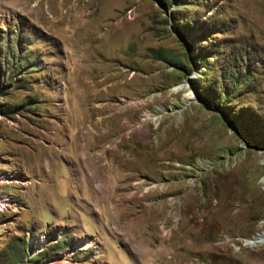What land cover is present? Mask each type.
Here are the masks:
<instances>
[{
    "label": "rangeland",
    "instance_id": "1",
    "mask_svg": "<svg viewBox=\"0 0 264 264\" xmlns=\"http://www.w3.org/2000/svg\"><path fill=\"white\" fill-rule=\"evenodd\" d=\"M44 3L0 0V264H264V208L221 252L170 237L228 183L264 193V0H63L69 28Z\"/></svg>",
    "mask_w": 264,
    "mask_h": 264
},
{
    "label": "bare ground",
    "instance_id": "2",
    "mask_svg": "<svg viewBox=\"0 0 264 264\" xmlns=\"http://www.w3.org/2000/svg\"><path fill=\"white\" fill-rule=\"evenodd\" d=\"M43 1L45 3L42 4L41 6L45 5V7H46L45 10L49 11L50 13H52L54 15L50 18L54 19L55 15L60 16L59 18H56L57 22H64L65 23L64 27L69 28L70 24L73 22V19H72V15L69 13V10L67 9V7H66V10H64L63 7L66 5L63 3V0H61V3L58 5L52 4V2L54 0H43ZM78 21L79 20H76L75 22H78ZM76 28L79 31L80 30L84 31V34L86 33L85 32L86 30L88 32V29L86 26L85 27H81V26L77 27L76 26ZM75 31H77V30H75ZM77 44H80V41H77ZM126 75H127V72L125 70H119V71L117 70L114 73L113 72L106 73L101 78L100 83L105 86L106 83H108L110 81L112 82V83L108 84L107 86H105L104 87L105 89H107L109 87L112 88V87H118V86H123V85H133L135 80H136V74H132L129 78ZM141 106H142L141 104L134 101V103H131L130 105H128V108H126V109H125V107H119V106L111 107L112 113L109 116H107L108 118L107 117L106 118H107V120H112L118 124V122L121 119V116L125 115V110L128 109V112H130V111L132 112L131 113V119H132L133 116H135V114L140 110ZM145 107H147V105H145ZM108 109H110V106L108 107ZM129 137H131V136H129ZM103 138H104V136L101 137V140H103ZM121 142L123 144V142H126V141L121 140ZM197 143H198V141L192 142V140L188 139V141L183 140L182 146L184 147L183 149L187 153L189 152L188 154L192 155L191 151L193 149V146L194 147H196V146L200 147V144L197 145ZM190 144H191V146L189 147ZM125 145L127 146L126 143L124 144V146ZM189 148H191L190 151H189ZM135 151H137V150H135ZM157 157H158L157 158L158 160L163 159V160L167 161V162L162 163L163 167L169 168L171 166V160H173V156H172L170 150L169 151H163V154L160 156H157ZM132 158L133 157L128 158V161H132ZM154 160H155V158H154ZM151 161H152V158H151ZM122 165H124V164H122ZM105 167H107V166H105ZM129 168L130 169L134 168V167L131 168V163H130ZM133 170H135V168ZM237 181L228 183V193L226 194V199L223 198L219 203H216V205H219V208L213 209V211H212L213 215L212 216L207 213V207L209 206L208 202L203 203L202 209H200V210H196L195 207H190L189 205H184L182 208V212H181V220L177 223L176 227L171 228L172 232H171L170 237L172 238V237H175L176 235L178 237H180L179 243L181 244V247L184 249H189V248H191V246L201 247L202 245L207 243V244H211L212 248H214L216 250V252H221V251H219V249L221 247L218 248L219 245L215 244V242L221 236V234L223 232L224 233L226 232V233H229L230 235H233L239 229H245L246 227L251 225L250 223H248V220H250L251 218L257 217L264 208V193L259 191V189L255 188L256 186L254 188H252L253 186L251 188H245L244 187L245 184H242L241 181L239 184ZM242 182H243V180H242ZM248 184H249V181H248ZM240 185L244 189L241 188ZM235 201L239 203V205L241 206V210L244 211V214H245V218L242 219L241 221L238 220L236 213H234L230 207V205L232 203H234ZM240 226L242 228H240ZM156 228H158V226ZM254 239H257L259 241H264V231L255 235ZM222 248H225V247H222ZM205 254H206L205 252L199 251V255L201 258L202 257L204 258Z\"/></svg>",
    "mask_w": 264,
    "mask_h": 264
}]
</instances>
